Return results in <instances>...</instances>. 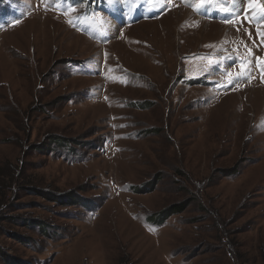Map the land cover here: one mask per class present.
Listing matches in <instances>:
<instances>
[{
	"label": "rangeland",
	"instance_id": "rangeland-1",
	"mask_svg": "<svg viewBox=\"0 0 264 264\" xmlns=\"http://www.w3.org/2000/svg\"><path fill=\"white\" fill-rule=\"evenodd\" d=\"M68 1L0 0V264H264V0Z\"/></svg>",
	"mask_w": 264,
	"mask_h": 264
},
{
	"label": "trees",
	"instance_id": "trees-1",
	"mask_svg": "<svg viewBox=\"0 0 264 264\" xmlns=\"http://www.w3.org/2000/svg\"><path fill=\"white\" fill-rule=\"evenodd\" d=\"M0 173H2V174H0V212L3 210V209H5L7 206V203H8V201H9V196H8V193H9V191L11 190V187H12V185L14 184L15 185V187L17 186V187H22V185L23 184H20V182H19V180L18 179H14L13 177H12V175L14 174H12L9 178H7V177H5V172H4V170L3 169H0ZM19 177V176H18ZM6 180L9 182V184L6 182ZM16 187V188H17ZM33 190V189H32ZM36 191H38V190H36V189H34L33 190V192L34 193H37L38 195H44V193L43 192H36ZM55 201V200H54ZM163 217L161 218V220H166V219H168V217L170 216V215H168V213H163V215H162ZM154 219V218H153ZM160 220V218H157V219H155L154 221H157V222H153L154 224L155 223H161V222H158ZM29 223V222H28ZM13 262V261H12ZM9 263V264H13V263Z\"/></svg>",
	"mask_w": 264,
	"mask_h": 264
},
{
	"label": "snow or ice",
	"instance_id": "snow-or-ice-1",
	"mask_svg": "<svg viewBox=\"0 0 264 264\" xmlns=\"http://www.w3.org/2000/svg\"><path fill=\"white\" fill-rule=\"evenodd\" d=\"M205 2H208V0H201L202 4ZM109 3H120V4L128 5L129 7H135L137 0H109ZM153 6H155V4H153ZM215 6L220 7L222 11L225 12L229 11V9L226 6V0H219V3H217ZM226 22H231V21H226ZM69 23H71V21H69ZM244 73H245V68L242 66L240 71L236 73V76H243ZM228 82L231 83L232 80L229 79Z\"/></svg>",
	"mask_w": 264,
	"mask_h": 264
},
{
	"label": "bare ground",
	"instance_id": "bare-ground-1",
	"mask_svg": "<svg viewBox=\"0 0 264 264\" xmlns=\"http://www.w3.org/2000/svg\"><path fill=\"white\" fill-rule=\"evenodd\" d=\"M211 26H217V24H216V25L214 24V25H211ZM219 27H220V26H219ZM44 31H45V30H44ZM69 39H70V38H69ZM77 39H78V38H77ZM72 40H73V39H72ZM78 40H79V39H78ZM80 41H81V39H80ZM81 67L86 68V67H88V66L81 65ZM84 72H86V70H85ZM258 93H259L261 96H263V95H264V90L261 89V91H259Z\"/></svg>",
	"mask_w": 264,
	"mask_h": 264
}]
</instances>
